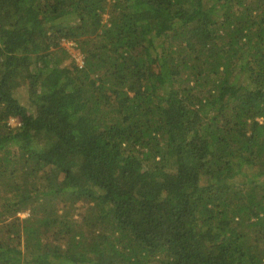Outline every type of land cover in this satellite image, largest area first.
<instances>
[{
  "label": "trees",
  "instance_id": "trees-1",
  "mask_svg": "<svg viewBox=\"0 0 264 264\" xmlns=\"http://www.w3.org/2000/svg\"><path fill=\"white\" fill-rule=\"evenodd\" d=\"M261 177L264 0H0V264H264Z\"/></svg>",
  "mask_w": 264,
  "mask_h": 264
},
{
  "label": "rangeland",
  "instance_id": "rangeland-1",
  "mask_svg": "<svg viewBox=\"0 0 264 264\" xmlns=\"http://www.w3.org/2000/svg\"><path fill=\"white\" fill-rule=\"evenodd\" d=\"M63 46L69 51L70 55L76 59V61H78L79 63L81 62L83 56L79 53L78 50V44L75 42H63ZM12 125H16V122L14 120L11 121ZM246 173L248 174V180H254V174H255V170L253 167H246L245 169ZM243 181L245 180L244 178H241ZM264 178L261 177L260 180H263ZM22 218H25L28 216V213L25 212L23 214L20 215Z\"/></svg>",
  "mask_w": 264,
  "mask_h": 264
},
{
  "label": "clouds",
  "instance_id": "clouds-1",
  "mask_svg": "<svg viewBox=\"0 0 264 264\" xmlns=\"http://www.w3.org/2000/svg\"><path fill=\"white\" fill-rule=\"evenodd\" d=\"M21 215V214H20Z\"/></svg>",
  "mask_w": 264,
  "mask_h": 264
}]
</instances>
